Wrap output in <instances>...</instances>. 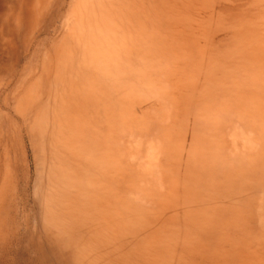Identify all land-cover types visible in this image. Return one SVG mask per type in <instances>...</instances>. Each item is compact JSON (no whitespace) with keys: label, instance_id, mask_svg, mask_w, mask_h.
<instances>
[{"label":"rangeland","instance_id":"374dc122","mask_svg":"<svg viewBox=\"0 0 264 264\" xmlns=\"http://www.w3.org/2000/svg\"><path fill=\"white\" fill-rule=\"evenodd\" d=\"M0 264H264V0H0Z\"/></svg>","mask_w":264,"mask_h":264},{"label":"bare ground","instance_id":"6f19581e","mask_svg":"<svg viewBox=\"0 0 264 264\" xmlns=\"http://www.w3.org/2000/svg\"><path fill=\"white\" fill-rule=\"evenodd\" d=\"M10 26V25H9Z\"/></svg>","mask_w":264,"mask_h":264}]
</instances>
